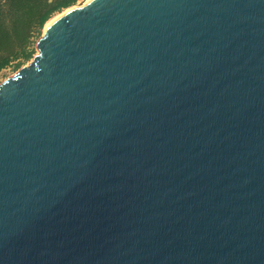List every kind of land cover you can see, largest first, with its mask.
Instances as JSON below:
<instances>
[{
  "label": "water",
  "instance_id": "95a60500",
  "mask_svg": "<svg viewBox=\"0 0 264 264\" xmlns=\"http://www.w3.org/2000/svg\"><path fill=\"white\" fill-rule=\"evenodd\" d=\"M0 83V264H264V0H84Z\"/></svg>",
  "mask_w": 264,
  "mask_h": 264
},
{
  "label": "trees",
  "instance_id": "16d2710c",
  "mask_svg": "<svg viewBox=\"0 0 264 264\" xmlns=\"http://www.w3.org/2000/svg\"><path fill=\"white\" fill-rule=\"evenodd\" d=\"M8 1L11 10L16 13L17 18L12 22V29L10 31L2 18L0 8V70L15 57L12 49H10L12 48L13 40L11 36L12 31L19 45H21L28 36V29H30L31 23L36 20L38 26H43L53 12L72 6L75 0H51V2H48V0H38V2L37 0ZM2 52L6 54L1 55ZM31 55L32 52H29L23 58L25 60L29 59Z\"/></svg>",
  "mask_w": 264,
  "mask_h": 264
},
{
  "label": "rangeland",
  "instance_id": "374dc122",
  "mask_svg": "<svg viewBox=\"0 0 264 264\" xmlns=\"http://www.w3.org/2000/svg\"><path fill=\"white\" fill-rule=\"evenodd\" d=\"M82 1L83 0H75L72 6L78 5V3ZM48 2H51V0H48ZM0 8L2 11V18L4 19L7 28L11 31L12 22L17 18V15L15 12L11 10L8 0H0ZM68 8H64L60 11L53 12L49 17V20L56 17L57 15H59L61 12H63ZM43 26L41 27L38 26L36 20L33 23H31L30 29H28V36L21 45H19L17 38L14 37V32L13 31L11 32V36L13 40H12V48L10 49H12L13 53L15 54V57L12 58L10 62L3 69L0 70V83L6 78L11 77L16 71H18L20 68L24 67L25 65H27L28 62L31 61L32 57L36 54L35 43L42 33ZM29 52H32V55L29 59L25 60L23 56ZM5 54L6 53L3 52L1 53V55H5Z\"/></svg>",
  "mask_w": 264,
  "mask_h": 264
},
{
  "label": "bare ground",
  "instance_id": "6f19581e",
  "mask_svg": "<svg viewBox=\"0 0 264 264\" xmlns=\"http://www.w3.org/2000/svg\"><path fill=\"white\" fill-rule=\"evenodd\" d=\"M84 2V0L82 2H80L81 4ZM80 3H78V5H80Z\"/></svg>",
  "mask_w": 264,
  "mask_h": 264
},
{
  "label": "snow or ice",
  "instance_id": "6c2138e0",
  "mask_svg": "<svg viewBox=\"0 0 264 264\" xmlns=\"http://www.w3.org/2000/svg\"><path fill=\"white\" fill-rule=\"evenodd\" d=\"M37 2H38V0H37Z\"/></svg>",
  "mask_w": 264,
  "mask_h": 264
}]
</instances>
